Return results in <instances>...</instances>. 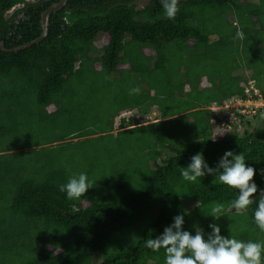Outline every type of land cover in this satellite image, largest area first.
<instances>
[{"label": "trees", "instance_id": "1", "mask_svg": "<svg viewBox=\"0 0 264 264\" xmlns=\"http://www.w3.org/2000/svg\"><path fill=\"white\" fill-rule=\"evenodd\" d=\"M60 1L0 0L4 48ZM261 66L264 0H67L0 47V264H264V110L210 108Z\"/></svg>", "mask_w": 264, "mask_h": 264}, {"label": "rangeland", "instance_id": "2", "mask_svg": "<svg viewBox=\"0 0 264 264\" xmlns=\"http://www.w3.org/2000/svg\"><path fill=\"white\" fill-rule=\"evenodd\" d=\"M145 5V2L140 3V8L142 6ZM106 42V38L103 39V43ZM103 43H99V46L102 45ZM261 69L264 70V66H261ZM262 70H261V75L260 76V86L262 88H264V72L262 74ZM262 102V101H261ZM257 102V103H251L253 106H251V104H247L248 106H242L240 107V103H236V102H230L228 103L222 110H220V108L216 107L215 105H211L210 108L212 109V111H215L222 119L223 121V129L225 130L224 132L217 129V127H215V132L218 135H227L229 133L230 130V126L231 123H234L235 121H237V115H247L246 113L249 112V109H254V108H262L264 110V103L262 102ZM246 105V104H244ZM262 105V107H261ZM248 108L247 110H245L244 108ZM151 114H149L148 116H145L143 119L139 120V125H144L146 123H152L154 121H156L157 119H160V115L157 109H152L151 110ZM261 118H264V113H261ZM139 119V117L137 116V113L135 112H128V113H123L119 118H116L114 121V128L116 129V131L118 130V128L120 127V123L122 121V119H124V121H131V119ZM258 122V121H257ZM127 123V122H126ZM138 123V122H137ZM84 166V165H82ZM101 171H103L106 175H109V169L107 168H102L100 169ZM110 179V177H109ZM191 207V205H190Z\"/></svg>", "mask_w": 264, "mask_h": 264}, {"label": "water", "instance_id": "3", "mask_svg": "<svg viewBox=\"0 0 264 264\" xmlns=\"http://www.w3.org/2000/svg\"><path fill=\"white\" fill-rule=\"evenodd\" d=\"M67 0H61L59 3L52 5L51 7H49L43 14H42V19H41V25H42V35L40 38H38L37 40L33 41L32 43L26 45V46H22L20 48H16L14 50H6L4 48L3 43L0 41V47L3 51H8V52H14V51H18L20 49H23L25 47H28L34 43H38L40 42L47 34V28H48V19L51 13L56 12L58 10H60L65 4H66Z\"/></svg>", "mask_w": 264, "mask_h": 264}, {"label": "built area", "instance_id": "4", "mask_svg": "<svg viewBox=\"0 0 264 264\" xmlns=\"http://www.w3.org/2000/svg\"><path fill=\"white\" fill-rule=\"evenodd\" d=\"M236 102V103H240V107H242V106H248V107H250L249 105H247V104H251V103H253L252 101H247L246 103H243V102H241V101H239V100H232V102ZM244 104H246V105H244ZM251 106H253L252 104H251ZM262 106V105H261ZM246 108V107H245ZM246 109H248V108H246ZM255 109H258V108H254V109H252V110H255Z\"/></svg>", "mask_w": 264, "mask_h": 264}, {"label": "clouds", "instance_id": "5", "mask_svg": "<svg viewBox=\"0 0 264 264\" xmlns=\"http://www.w3.org/2000/svg\"><path fill=\"white\" fill-rule=\"evenodd\" d=\"M14 10H15V9H13L11 12H13ZM257 102H261V100H258ZM257 102H255V103H257ZM262 102H263V101H262ZM262 102H261V103H262ZM263 103H264V102H263ZM261 107H262V106H261Z\"/></svg>", "mask_w": 264, "mask_h": 264}]
</instances>
